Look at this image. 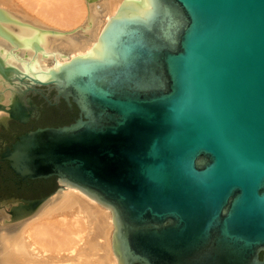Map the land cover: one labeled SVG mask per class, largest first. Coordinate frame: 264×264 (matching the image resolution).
Listing matches in <instances>:
<instances>
[{
  "label": "water",
  "instance_id": "water-1",
  "mask_svg": "<svg viewBox=\"0 0 264 264\" xmlns=\"http://www.w3.org/2000/svg\"><path fill=\"white\" fill-rule=\"evenodd\" d=\"M46 34L0 9V124L43 87L77 111L0 154L58 183L1 200L8 225L75 188L109 210L116 264H264V0H122L59 64Z\"/></svg>",
  "mask_w": 264,
  "mask_h": 264
},
{
  "label": "bare ground",
  "instance_id": "bare-ground-1",
  "mask_svg": "<svg viewBox=\"0 0 264 264\" xmlns=\"http://www.w3.org/2000/svg\"><path fill=\"white\" fill-rule=\"evenodd\" d=\"M121 1L0 0V9L62 31L61 36L45 35V52L59 64L88 52ZM0 47L10 50L13 45L0 37ZM5 217L0 211V264H116L109 210L78 189H59L15 227Z\"/></svg>",
  "mask_w": 264,
  "mask_h": 264
},
{
  "label": "flooded vegetation",
  "instance_id": "flooded-vegetation-1",
  "mask_svg": "<svg viewBox=\"0 0 264 264\" xmlns=\"http://www.w3.org/2000/svg\"><path fill=\"white\" fill-rule=\"evenodd\" d=\"M54 90L43 87L41 93H29L28 96L36 105L35 109L29 110V105L25 103V120L20 122L10 120L5 127L0 124V154L10 147L16 137L28 130L39 126H56L71 121L77 116V111L73 107L69 109L66 103L60 99L54 103ZM44 96L51 101L47 102ZM58 186L56 177L36 178L19 180L8 167L7 162L0 159V201L7 198L37 199L50 194Z\"/></svg>",
  "mask_w": 264,
  "mask_h": 264
}]
</instances>
